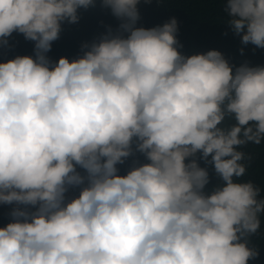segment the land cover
Masks as SVG:
<instances>
[{
    "label": "clouds",
    "instance_id": "9594fccd",
    "mask_svg": "<svg viewBox=\"0 0 264 264\" xmlns=\"http://www.w3.org/2000/svg\"><path fill=\"white\" fill-rule=\"evenodd\" d=\"M99 2L118 26L54 62L62 25L97 0H0V47L14 32L34 42L0 62V205L13 206L0 264L258 259L264 188L243 178L244 149L264 144V65L185 55L175 17L146 28L141 0ZM219 3L264 49V0Z\"/></svg>",
    "mask_w": 264,
    "mask_h": 264
},
{
    "label": "trees",
    "instance_id": "16d2710c",
    "mask_svg": "<svg viewBox=\"0 0 264 264\" xmlns=\"http://www.w3.org/2000/svg\"><path fill=\"white\" fill-rule=\"evenodd\" d=\"M141 19L137 26L146 28L161 25L175 17L178 21L179 31L177 39L183 45L179 49L185 55L194 53H205L209 50L221 51L226 59L235 66H239L247 61L251 66L264 65V49L255 46L243 45L239 36L235 35L227 23L224 22V13L219 0H150L138 5ZM80 20L76 24L62 25L60 38L53 42L52 49L48 56L52 61H58L60 57H67L70 61L82 55L81 45L84 42H91L106 31L107 26L116 28L118 21L111 15L109 9L101 6L99 0L95 7L87 10H79ZM227 33V34H225ZM9 44L0 47V62H6L20 55H33L34 42L26 40L22 34L13 33L9 38ZM243 48V54L240 49ZM244 151L252 156V161L248 169V174L244 180H252L254 183L264 188V144H249ZM139 155V154H138ZM141 162H145L143 157H139ZM131 163V158L121 165V175L126 174ZM213 176L211 188L216 183ZM78 194V193H77ZM12 207L0 213V227L3 219L11 221L8 215ZM253 243L259 248V257L249 264H264V217L260 233L252 238Z\"/></svg>",
    "mask_w": 264,
    "mask_h": 264
},
{
    "label": "flooded vegetation",
    "instance_id": "af4514ba",
    "mask_svg": "<svg viewBox=\"0 0 264 264\" xmlns=\"http://www.w3.org/2000/svg\"><path fill=\"white\" fill-rule=\"evenodd\" d=\"M10 207H13L12 205H7V208H10ZM5 209V205H0V213H2V210ZM9 214V213H8ZM7 217H10L9 215H5ZM0 223H1V220H0ZM2 227L6 226L7 223H9L7 220L3 219L2 221Z\"/></svg>",
    "mask_w": 264,
    "mask_h": 264
}]
</instances>
